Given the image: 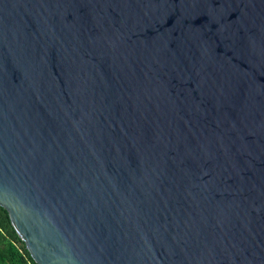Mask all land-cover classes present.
Wrapping results in <instances>:
<instances>
[{"label":"water","instance_id":"water-1","mask_svg":"<svg viewBox=\"0 0 264 264\" xmlns=\"http://www.w3.org/2000/svg\"><path fill=\"white\" fill-rule=\"evenodd\" d=\"M0 206L35 264H264V0H0Z\"/></svg>","mask_w":264,"mask_h":264},{"label":"trees","instance_id":"trees-1","mask_svg":"<svg viewBox=\"0 0 264 264\" xmlns=\"http://www.w3.org/2000/svg\"><path fill=\"white\" fill-rule=\"evenodd\" d=\"M0 264H35L0 206Z\"/></svg>","mask_w":264,"mask_h":264}]
</instances>
